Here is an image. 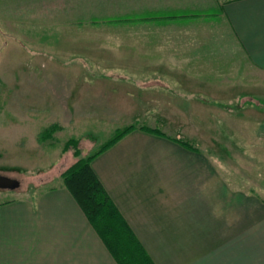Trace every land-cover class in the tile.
Listing matches in <instances>:
<instances>
[{
	"label": "crops",
	"instance_id": "obj_1",
	"mask_svg": "<svg viewBox=\"0 0 264 264\" xmlns=\"http://www.w3.org/2000/svg\"><path fill=\"white\" fill-rule=\"evenodd\" d=\"M134 2L135 21L120 22L136 27V59L167 61L182 92L264 93V0ZM249 147L246 180L218 151L140 130L92 167L155 264H264V142ZM0 264L118 263L62 184L0 201Z\"/></svg>",
	"mask_w": 264,
	"mask_h": 264
},
{
	"label": "rangeland",
	"instance_id": "obj_2",
	"mask_svg": "<svg viewBox=\"0 0 264 264\" xmlns=\"http://www.w3.org/2000/svg\"><path fill=\"white\" fill-rule=\"evenodd\" d=\"M135 7L134 0H0V175L20 182L0 189V201L64 184L72 164L130 125L218 151L242 180L250 175L249 145L264 142L261 88L182 92L167 61L142 76L153 63L136 59V27L120 22L135 21ZM255 174L260 184L264 174Z\"/></svg>",
	"mask_w": 264,
	"mask_h": 264
},
{
	"label": "trees",
	"instance_id": "obj_3",
	"mask_svg": "<svg viewBox=\"0 0 264 264\" xmlns=\"http://www.w3.org/2000/svg\"><path fill=\"white\" fill-rule=\"evenodd\" d=\"M134 130L170 139L188 149H196L182 138L167 136L158 128L130 125L118 130L94 153L79 158L62 174V178L65 187L72 193L89 223L118 264H155L92 167V162L99 155ZM71 144L77 146L76 141H72ZM76 153L80 156L79 150Z\"/></svg>",
	"mask_w": 264,
	"mask_h": 264
},
{
	"label": "water",
	"instance_id": "obj_4",
	"mask_svg": "<svg viewBox=\"0 0 264 264\" xmlns=\"http://www.w3.org/2000/svg\"><path fill=\"white\" fill-rule=\"evenodd\" d=\"M20 187V182L16 179L0 175V189L1 190H15Z\"/></svg>",
	"mask_w": 264,
	"mask_h": 264
}]
</instances>
